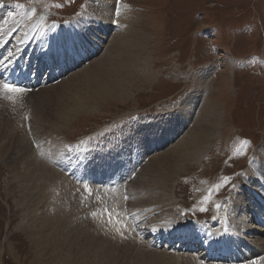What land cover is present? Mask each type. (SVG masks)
<instances>
[{"label":"rangeland","instance_id":"1","mask_svg":"<svg viewBox=\"0 0 264 264\" xmlns=\"http://www.w3.org/2000/svg\"><path fill=\"white\" fill-rule=\"evenodd\" d=\"M100 1L107 2L112 7L115 5L125 8L123 13L132 17L127 22H122V28L115 27L112 32L111 29H101L102 32H110L108 36L102 35L100 29L92 31L91 42H96L99 38L104 40H101L102 49L99 48L98 54L88 63L76 64L73 74H67L60 82L32 93L8 94L0 86V138H3L0 141L7 145L13 144V149H22L23 155V161L16 166L19 171L0 157V264H45V261L40 260L39 254L53 255L52 250H57L58 254L60 252L62 258L72 260L73 264H87V255L82 256L81 253L86 247L90 253L105 247L103 254L107 258V264L112 263L114 259L120 264H134L145 259L143 255H152L151 253L157 256L159 254L158 258L161 257L164 264H204L198 256L190 253L175 254L169 250L149 247L150 239H141L138 233L131 238L137 232L133 227L136 222L133 223L131 218L125 222L127 229L123 228L119 233L112 232L117 223H122L121 216H118L119 221L116 220L120 209L118 206L115 207L116 210L112 209V221L106 220L105 225H99L101 220L95 216L97 208H100L97 207L98 199L107 196L112 199V203L120 202L132 212L137 223L145 220L139 226L140 232L169 226L190 227V224H187L190 221L207 223L212 220L219 222L220 231L223 219L232 215L225 227L240 230L246 228L252 231L249 227L253 226L259 230L254 231L253 236L264 239L263 235L260 236L261 232L264 233V227L254 226L253 222H250L253 206L249 198L252 196L246 187H250L253 178L264 179V0ZM91 2L92 0H0L2 8L8 12L7 18L1 16L3 22L0 24V42L9 38L20 26L16 31L14 43L17 46L22 42L27 45L25 42L29 38L24 39L40 23L41 30L44 28L47 33L51 30V24L65 26L71 21L77 22L82 24L77 36L88 34L83 26L87 24L85 18L88 17L87 10ZM44 16L46 22L42 24L40 21ZM48 22L50 23L47 25ZM37 31L38 29L35 32ZM49 35L47 33L46 36ZM133 41L135 48L132 50L126 47L130 54H124L130 62L126 64L119 61L123 63V71L116 76L120 75L118 78L121 83L112 85L103 93L93 86H84L80 91L74 90L72 96H75V92L77 95L83 93L84 98L89 97L93 102L80 107L75 114L71 112L68 105H74L78 101L77 97L59 98L64 89L61 85L99 58L107 54L113 55L115 42L127 46L128 42L131 45ZM103 87L106 86H102V89ZM52 88L57 90L51 92ZM96 91L106 95L100 98ZM93 92L95 95H92ZM62 112L64 115L60 117ZM201 119L215 121L212 126L215 130L211 132L213 136L211 135L203 150L191 161L182 163L178 172L168 180L162 181L161 184L159 182L160 186L156 180L151 182L152 179H149L148 182V178L142 179L145 168L151 164L154 166L153 162L158 158L153 160L154 156L164 155L172 150V146L188 136ZM35 122H38L37 125ZM172 133L176 134L173 141L159 150L171 139ZM42 137L47 141H56L55 144L58 145L56 149H52L55 153L51 157L42 147L49 149L54 144L45 146L41 142ZM135 144L153 146L159 151L155 153L148 149L146 153H142L148 156L140 166L136 178L127 182L125 188L121 191L111 189L112 192L103 189V192H100L98 187L93 186V190L100 194L96 202L93 200L90 205L84 204L86 196L83 195L79 203L75 193V200L69 203H78L71 206H77L78 219L89 222V217L93 221V225H86V232L92 236L95 234V238L89 239V243L74 242L72 249L64 244L60 249H51L50 245L48 248L40 247L37 235L35 236L39 227L33 215L37 214L39 220H52L54 227L48 234H53V237L49 243L59 238L63 243L65 238L73 241L77 236L75 234L80 232L77 228L82 225L77 221L72 223V218L64 226L55 222L56 211L49 208L51 193L74 195L75 182L57 167L56 171L59 170L66 178L64 177L65 181L62 178V185L57 181L56 184L54 176H49V171L43 170V163H50L47 159L51 158L54 164L51 162L49 165L54 166L64 151L70 150L73 155L75 150L93 146L104 148L101 152H90V156H93L94 160H106L115 155L123 145L129 148L122 149L133 152ZM110 147L114 151H109ZM96 148L93 150H98ZM28 155H31V161ZM25 160L29 163L26 161L25 164ZM34 160L35 162H32ZM251 165L257 167V175H251ZM31 166H37L35 171ZM24 169L28 171L27 174H32L31 177L35 174L34 189L30 192L37 197L36 201L38 200L34 209H30L34 204L26 208V196L29 192H24L28 183L25 181L23 188L21 179V175L26 174ZM245 179L248 183L240 193L239 186L243 185L242 181ZM252 188L251 191L258 190L254 186ZM156 191L164 192L167 197L155 194ZM82 192L96 198L87 191ZM121 195L125 200H121ZM153 197H159L163 201L160 207L157 206L158 209H149L150 203L156 201ZM135 207L147 210V218L138 217ZM167 207L170 211L168 219L158 222L166 215L164 211ZM212 226L209 224L201 227H210L213 230ZM99 228L100 232L97 233ZM218 230L213 231L217 234L223 233ZM175 234L176 232H173L170 235L177 236ZM253 236L248 237L251 241L248 248L260 247L261 250L254 251L252 255L258 258L257 263L264 264V242L257 241L258 237L253 239ZM220 248L222 249V245ZM139 253H142L141 257ZM89 258L91 261L95 260L94 255ZM159 262L161 264V260Z\"/></svg>","mask_w":264,"mask_h":264},{"label":"bare ground","instance_id":"2","mask_svg":"<svg viewBox=\"0 0 264 264\" xmlns=\"http://www.w3.org/2000/svg\"><path fill=\"white\" fill-rule=\"evenodd\" d=\"M124 9L125 8H118V7H116L115 5L112 7V6H110V4L109 3H107V2H105V3H101V1L100 0H92V2H91V5H90V7H89V9L87 10V15H88V17L87 18H85V21L87 22V24L86 25H84L83 26V28L88 32V34H84L83 32H81V33H83V35L81 34V35H79V36H77V34H78V30H79V28L81 27V25L82 24H78L77 22L75 23V22H72V24H73V26H70L67 30L66 29H63V28H61V31L62 32H64L65 31V33H63L62 34V36H64V37H66L67 39H69V40H72V41H75L77 38L76 37H78V38H83L82 36H86L87 37V39H86V37H84V39H86L87 41H85V40H83V44L85 45V46H88L89 44L88 43H90L91 42V37L90 36H92V31H95L96 29H102L103 31H106V30H109V29H111V31L110 32H112L114 29H115V27H119V28H122V22H127V20H129L132 16L131 15H126L125 13H123L124 12ZM41 16V15H40ZM46 17L44 16V18H42V20L40 21V22H42V24H43V22H46L45 19ZM0 19H1V21H0V24H2V22H3V17L1 18V16H0ZM39 21V20H38ZM50 22H48L47 23V25L49 24ZM55 24V23H54ZM52 25L51 24V26H50V28L52 29L55 25ZM37 25H38V27H37ZM36 25V28H34V30H32L33 32L32 33H30L29 35H28V37L26 38V39H24V40H27L28 38L30 39L31 38V36H32V34L38 29V31H37V34H41V33H43V36L45 37V39H47L48 38V36H46L47 35V33H51L50 31L51 30H49V32H47L46 33V31L44 30V28L41 30V28H42V26L41 27H39V25H41V23L40 24H37ZM47 25H46V27H47ZM57 25V24H56ZM69 25V24H68ZM49 28V27H48ZM74 29H77V30H75L74 31ZM129 29V28H128ZM102 30H101V34L102 35H104V36H108L109 35V33L110 32H102ZM77 31V32H76ZM125 32V31H124ZM129 32V31H128ZM128 32H126V33H128ZM121 36V35H120ZM2 39V38H1ZM28 39V40H29ZM3 41H4V39H2ZM23 40V41H24ZM99 41H100V43H99V45L101 46V40H104L103 38H99L98 39ZM2 41V42H3ZM78 42V41H77ZM97 42V41H96ZM21 43H19L18 45H20ZM84 45H82V47H84ZM53 46H56V45H54L53 44ZM135 46L136 45H134V41L132 42V44L130 45V42H128V44H127V46H125L124 44H121V42L118 44V42L116 43H114V46H113V48H114V50H112V54L113 55H115V56H113V55H105V56H103V57H101V58H99L98 59V61H95L94 63H92L88 68H84V70H83V68H82V72L80 71V73L79 74H74L75 76H73V77H71L65 84H63V85H61L62 87L61 88H64L63 89V94L59 97V98H65V97H77V100L78 101H76L75 102V104L73 105V104H69L68 105V108H70L69 110H71V112H73L74 114H75V112H78L81 108L80 107H85L86 105H88L89 103H91V102H93L92 100L93 99H90L89 97H88V99L87 98H84L85 96L84 95H82L83 93H81V94H79V95H77L76 94V92H75V96H72V92L74 91V90H79L80 91V89L82 88V87H84V86H88V87H91V86H93L94 88H96V89H98V90H100L102 93L105 91V90H108L112 85H114V84H120L121 82H119V76L117 77L116 76V74L118 73H120L121 74V71H123V68H122V64L123 63H126V64H128L130 61H129V59L128 58H125V56H124V54H130V53H128L129 51H127L125 48L126 47H129V48H131L132 50L135 48ZM48 47V43H44L43 44V48L41 49L43 52H45V49ZM66 48H67V50L69 51V52H73V50H74V46H73V42H71V43H68V44H66ZM101 48V47H100ZM102 49V48H101ZM137 50V49H136ZM130 52H132V51H130ZM97 54V53H96ZM110 54V53H109ZM131 55H133V54H131ZM94 56V51L93 52H91L90 53V55H88V58L89 59H91L92 57ZM117 57H118V59H117ZM87 59V58H86ZM85 59V61L87 62L88 60H86ZM84 61V62H85ZM122 62L123 61V63H120V62ZM136 61V60H135ZM85 62V63H86ZM128 62V63H127ZM134 62V61H133ZM88 63V62H87ZM134 64V63H133ZM81 65V64H80ZM85 65V64H84ZM117 65H119V66H117ZM107 66V67H106ZM115 66V67H114ZM131 66H133V65H131ZM131 68V67H130ZM130 70V69H129ZM73 74V73H72ZM124 76V75H123ZM121 78H123V77H121ZM120 78V79H121ZM130 78V77H129ZM128 80V79H127ZM123 81H125V80H123ZM125 83V82H124ZM102 86H106L105 88L103 87V89H102ZM117 86V85H116ZM92 87V88H93ZM53 90L51 91V92H53V91H55V90H57V88H52ZM100 91H96L95 93L97 94V95H100L99 97L101 98V97H103V96H105V95H103ZM46 93V92H45ZM95 93L93 92V94L92 95H95ZM61 94V93H60ZM89 96H91V95H89ZM191 96V95H190ZM39 98V97H38ZM191 99V98H190ZM60 100V99H59ZM61 101H63V100H61ZM187 101V100H186ZM54 102V101H53ZM65 102V101H64ZM185 103V102H184ZM29 105V104H28ZM195 107V106H194ZM185 109V108H184ZM67 110V109H66ZM197 111V110H196ZM63 112H64V110H63ZM61 113L62 115H60V117L61 116H63L64 115V113ZM60 113V112H59ZM185 114V113H184ZM56 115V114H55ZM54 115V116H55ZM66 115V114H65ZM71 115V114H70ZM66 116H68V113H67V115ZM42 118V117H41ZM200 118V117H199ZM2 122V121H1ZM39 122V121H38ZM37 122V123H38ZM36 123V122H35ZM37 123H36V125H37ZM198 126H195L191 131H190V133L188 134V136H186V137H184V138H182L179 142H177L175 145H173L172 146V150H167L168 151V153H165L164 155H160V154H158V155H156V156H154V158H153V160H156V157H158L157 158V160L155 161V162H153L154 163V166H151V165H153V164H151L147 169L145 168V172H144V174L142 175V179H144V178H148V182H149V179H152V181L151 182H153V181H155L156 180V182H158V186H160L159 185V182H160V184H161V182L162 181H164V180H168V178L171 176V175H173V174H176L177 172H178V170H179V168L181 167V164L182 163H184V162H187L188 160H190L191 161V159H193L195 156H197L202 150H203V148L206 146V144H208L207 142H209V140H210V138H211V132L213 131V130H215V128H213L212 126L213 125H215V121H213V119H209V120H203V119H201V121L199 122V124H197ZM170 126V125H169ZM43 127V126H42ZM40 128V127H39ZM60 128V127H59ZM59 128H57V129H59ZM170 128H171V126H170ZM57 129H56V131H57ZM41 131V130H40ZM42 132V131H41ZM47 132V131H46ZM9 133H11V132H9ZM43 133V132H42ZM38 134V133H37ZM44 134H46V133H44ZM9 135V134H8ZM8 135H6V137L8 136ZM171 135V134H170ZM176 136V134H174V133H172V135H171V139H174V137ZM213 136V135H212ZM12 137V136H11ZM170 137V136H169ZM2 138V137H1ZM0 138V139H1ZM44 137H42V138H40L41 139V142H42V144H44L45 146L46 145H49V146H52V144H54L51 148H49V149H47L46 147H42L43 149L45 148V150H47L48 152H49V157H51V155L52 154H54L55 153V151L53 152V148L54 149H56L55 147L56 146H58L57 144H55L56 143V141H47V140H44L43 139ZM3 139V138H2ZM6 139H8V137L6 138ZM9 139H12V138H9ZM14 139V138H13ZM2 141V140H1ZM0 141V142H1ZM4 141V140H3ZM9 141V140H8ZM17 142L16 143H18V140H16ZM20 141V140H19ZM27 141V140H26ZM21 143V142H20ZM25 144V143H24ZM12 145L13 144H9V145H7L6 143H3V142H1L0 143V157H1V159L3 158L4 160H7L9 163H11L12 164V166L16 169L17 167L16 166H18L19 164H21V162L23 161V155H22V149L20 150L19 148H16V149H13L12 148ZM16 145V144H15ZM18 146V145H17ZM19 146H20V144H19ZM124 146L125 145H123L122 146V148H124ZM136 147H137V151H139V152H145L146 153V151L148 150V149H150V151L151 152H154V151H156V148L155 147H153V146H148L147 148H146V146H144V145H141V144H136ZM22 148V147H21ZM132 148V147H131ZM130 148V149H131ZM58 150V149H57ZM23 151H24V149H23ZM30 151V150H29ZM109 151H114V149L112 148V147H110L109 148ZM157 151H159V150H157ZM32 152H34V151H32ZM37 152V151H36ZM45 152V151H44ZM57 152V151H56ZM61 151L59 150V153H60ZM28 153H30V152H28ZM31 154V153H30ZM34 154V153H33ZM145 155V154H144ZM29 156V155H28ZM35 156V155H34ZM38 156V155H37ZM41 155H39V157H40ZM111 156H115V155H111ZM111 156H109V157H111ZM160 156V157H159ZM24 157H25V155H24ZM30 157V161H31V155L29 156ZM36 157V156H35ZM43 157V156H42ZM45 157V156H44ZM108 157V158H109ZM199 158V157H198ZM32 159H33V157H32ZM47 159V158H46ZM57 159V158H56ZM264 159V158H263ZM28 160V159H27ZM27 160H25L24 161V163L27 161ZM36 160H37V158H36ZM50 163L52 162V164H54L53 163V161H52V159L51 158H48L47 159ZM41 161V160H40ZM104 161H106V160H97L96 161V163H103ZM7 162V163H8ZM28 162V161H27ZM32 162H35V160L34 161H32ZM56 162V161H55ZM23 163V164H24ZM29 163V162H28ZM27 163V164H28ZM50 163H48L47 162V164L46 163H43V170H48L49 171V173H48V175L50 176V174L51 175H53L54 176V180H55V183H56V181L59 183V184H61L62 183V178L64 179V177L65 176H63V175H61L62 173H60L59 172V170H57L56 171V167H54L53 165H49ZM26 164V163H25ZM41 164V163H40ZM47 165V166H46ZM42 166V165H41ZM21 167V166H20ZM20 167H18V168H20ZM30 167V166H29ZM32 167V169L34 170V168L36 167L37 168V166H35V167H33V166H31ZM147 167V166H146ZM24 168V167H23ZM32 169L30 168V171L32 172ZM16 170H18V169H16ZM27 170V169H26ZM41 170H42V168H41ZM19 171V170H18ZM22 171V170H21ZM24 171H25V169H24ZM23 171V172H24ZM35 171V170H34ZM26 172V174H24L23 176L21 175V179H22V181H23V188H24V186H25V184H24V182L25 181H27L26 182V187L24 188V192H29V194L26 196V200H27V206H26V208L27 207H30L32 204H34L33 205V207H30V209L31 208H33L34 209V207H37V201H36V199L35 198H37V197H34L33 195H31L30 194V192H31V190L32 189H34V184H33V181H34V175L31 177V175L32 174H27V172L28 171H25ZM46 172V171H45ZM250 172H251V175H257L258 174V169H257V167L255 166V165H251L250 166ZM17 174V173H16ZM37 174V173H36ZM42 174V173H41ZM44 174V173H43ZM19 175V174H18ZM46 175V174H45ZM65 175V174H64ZM166 175H169V176H166ZM263 175H264V173H263ZM63 176V177H62ZM68 176V175H67ZM47 177V176H46ZM49 178V177H48ZM47 178V179H48ZM66 178V177H65ZM29 179V180H28ZM39 179V178H38ZM50 179V178H49ZM52 179H53V177H52ZM36 180V179H35ZM258 180V181H257ZM52 181V180H51ZM64 181H65V179H64ZM73 181V180H72ZM251 181L253 182V183H251V185H250V187L248 188V185H246L247 183H248V180L247 179H245L244 181H242L243 182V185H240L239 186V191L238 192H240V193H242V189H244L245 187V185H246V187H247V189L250 191L249 192V194L251 195V193H255V197L254 198H256V195H257V199L259 198V199H262V196H263V193H264V179L263 180H260V178H253V179H251ZM150 182V183H151ZM54 183V182H53ZM73 183H74V181H73ZM37 184V183H36ZM50 184H51V182H50ZM57 184V183H56ZM62 185V184H61ZM74 187H75V189H76V192H73L74 193V195H71L72 194V192L70 193L69 191V193H70V195L71 196H69L68 195V193L67 194H64V193H62V194H58V193H51V196H50V198H49V202H51V206H49V208H50V210H54V211H56L55 212V218H54V220H55V222L57 223V224H59V225H63L64 226V224L66 223V222H69V220L72 218V223H74L75 224V222L77 221V222H79V224H82L81 226L83 227V228H80L79 229V227H81V226H79L77 229L78 230H80V232L79 231H77V232H79L78 234H75V235H77L76 237H74V239H73V241H71V240H66L67 238H65L63 241H64V243L63 242H60V239L61 238H59V240L58 239H56V241H53L52 243H49V241L52 239V237H53V234H48V232H50L51 230H52V228L54 227V224H53V222H52V220H47V219H45V220H39L38 219V215L37 214H35V215H33L32 217L34 218V221L37 223V226L39 227V228H35L36 229V231H35V236L37 235V237H36V239L38 238V242L40 243L39 244V246L40 247H43V248H48V246L50 245V248L51 249H53V248H55V249H60V247L64 244L67 248H69V249H72V246L74 245V242H81V243H89V239H91V240H93L94 238H95V236L93 235H91V234H87V230H88V227L92 224V220H90L89 219V217H88V220H89V222H85V221H83V220H80V219H78V217H77V214H76V211H77V206L76 207H71L72 205H78V203H76V202H72V203H75V204H72V205H69V203L71 202V201H73V200H75V193H76V195L78 196V202L80 203L82 200L81 199H83V195L84 196H86V202L84 203V204H86V205H90L91 204V202L93 201V200H95V202L97 201V196L98 195H100L99 194V192L98 191H94L93 189V185H89V187L90 188H93V189H91V190H89V192H87V193H90V194H93L94 195V197H96V198H92L90 195H85L82 191H86V188L84 187L83 188V186L81 187L80 186V184H76V183H74ZM256 187L258 190L257 191H251V190H253V188L252 187ZM47 187V186H46ZM54 187H55V185H54ZM62 187V186H61ZM61 187H60V189H61ZM71 187V186H70ZM154 187H156V186H154ZM52 188V187H51ZM65 188H66V185H65ZM106 188V187H105ZM58 188H56V190H57ZM69 189V188H68ZM103 189L104 188H98V190L100 191V192H103ZM161 189V188H160ZM52 190V189H51ZM104 190H106V191H112V190H108V189H104ZM23 191V190H22ZM48 191V190H47ZM49 191H50V189H49ZM53 191V190H52ZM60 191V190H59ZM62 191V190H61ZM60 191V192H61ZM40 192V191H39ZM58 192V191H57ZM67 192V191H66ZM32 193V192H31ZM34 193V192H33ZM50 194V193H49ZM155 194H159V195H161L162 197H167L166 195H165V193L164 192H161V191H156L155 192ZM121 200H123V196L121 195ZM24 199H25V197H24ZM40 199V198H39ZM153 199H155L156 201H152L151 203H150V207H149V209H153V208H159L162 204H163V201H162V199L161 198H159V197H153ZM249 199H251L250 200V202H251V204H252V206H253V209H251V211H255L257 208H256V205H255V202L253 201V198L251 197V198H249ZM46 200V199H45ZM44 200V201H45ZM99 200V206H97V207H100V208H97L98 210H97V212L95 213V216H96V218L97 219H99V221L101 220V216H103L104 215V212H102L101 210H102V208H101V206H100V204L102 203V201L104 202V205H105V207H107L108 205H109V207H112V208H115V207H120V209H123L125 206L122 204V203H112V199L110 198V197H100V199H98ZM42 203H44V202H42ZM46 203V202H45ZM39 204H41V203H39ZM71 204V203H70ZM42 205V204H41ZM126 205V204H125ZM129 205H130V203H129ZM248 205V204H247ZM23 206H25V205H23ZM157 206H159V207H157ZM249 206V205H248ZM47 207V206H46ZM43 208H44V206H43ZM111 208V209H112ZM249 208V207H248ZM32 209V210H33ZM36 209V208H35ZM47 209V208H46ZM45 209V210H46ZM233 209H234V207H233ZM37 210V209H36ZM41 210V209H40ZM115 210V209H114ZM114 210L110 213V215L108 214V213H105V216H106V218H107V220H109V221H112V215H113V212H114ZM29 211V210H28ZM27 211V212H28ZM43 212V211H42ZM46 212V211H45ZM146 212H147V210H145V209H143V208H141V207H135V213H136V215L138 216V217H144V219L145 218H147V215H146ZM165 212V216H163V217H161V219H159V221L158 222H160V221H164V220H167L168 219V214H169V210H168V207H167V210H165L164 211ZM70 213H74V214H70ZM32 214V213H31ZM251 214V213H250ZM254 214V213H253ZM28 215H30V214H28ZM118 216H121V221L123 222L124 221V223L125 222H127L131 217H136L135 215H133V213L132 212H128V214L124 211V210H122V212L121 213H119V214H117ZM116 216V214L114 213V217ZM232 216V215H231ZM230 216V217H231ZM91 217V216H90ZM174 217V216H173ZM225 217V216H224ZM230 217H227V218H224L223 219V227H222V229L219 231V233H221L222 231H223V233L222 234H217L215 231H213V230H211V228L210 227H199V230L198 231H195L194 229H192L191 227H185V226H176V227H172V226H169V227H167V228H160V229H158V228H155V229H152V230H159L160 232H161V234L160 235H164V234H166L165 233V230H168L169 228H170V232L168 233V234H172L173 232H176V234L175 235H177L178 237H181L182 239H184L186 242H188V239L189 238H192V239H194V240H197V241H199V243L200 244H203V246L204 245H209V246H211V247H207V249H209V251L208 252H210V250L212 249V247H215V249H221L220 248V245H216L215 243H213V240L214 239H216V238H224V242H223V244L224 243H226L227 244V238H228V235H231V236H233V238H234V240H235V238H236V245H240L243 249H248V247H250V245H249V242H251L250 241V239L248 238L249 236H248V234H253V232L254 231H259V230H256L257 228L255 227H253V226H250L249 228H250V230H252V231H249L248 229H246V228H244V229H232V228H229L228 227V230H226L224 227L227 225V223H228V219L230 218ZM84 219H86L85 217H83ZM94 219V218H93ZM136 219V218H135ZM116 220H118L119 221V219H116ZM99 221H97V222H99ZM71 222V221H70ZM95 223V222H94ZM157 223V222H156ZM102 224V223H101ZM100 224V225H101ZM88 227H87V226ZM93 225V224H92ZM105 225V224H104ZM261 225V224H260ZM73 226V225H72ZM255 226V225H254ZM261 226H263L264 227V224L263 225H261ZM35 227V226H34ZM74 227V226H73ZM97 227V226H96ZM258 227V226H257ZM70 228V227H69ZM258 228H260V227H258ZM34 229V228H33ZM57 229V228H56ZM60 229V228H59ZM64 229V228H63ZM90 229V228H89ZM112 229V228H111ZM134 229V228H133ZM69 230V229H68ZM136 230V229H135ZM151 230V231H152ZM153 231V233L155 232H158V231ZM263 230H264V228H263ZM137 231V230H136ZM56 232V231H55ZM67 232V231H66ZM72 232V231H71ZM98 232H100V228H99V231H97V233ZM124 232V231H123ZM60 233V232H59ZM65 233V232H64ZM73 234H74V232H73ZM62 235V234H61ZM69 235V234H68ZM74 235V236H75ZM254 235V234H253ZM255 235H257V234H255ZM264 236V233L263 232H261V234H260V236ZM70 236V235H69ZM61 237V236H60ZM66 237V236H65ZM256 236H254V238L253 239H257V237L255 238ZM58 238V237H57ZM110 238V237H109ZM55 239V238H54ZM71 239V238H70ZM252 239V240H253ZM59 242H58V241ZM210 240H212V242H210V243H208ZM96 241V240H95ZM257 241H262V242H264V239L263 238H261V237H258V239H257ZM98 242V241H97ZM106 242V241H105ZM109 243V242H108ZM253 243V242H252ZM251 243V244H252ZM66 244H68V245H66ZM99 244H101V242H99ZM110 244V243H109ZM192 244V243H191ZM60 245V246H59ZM89 245V244H88ZM102 246H104V244H101ZM149 247H151V245H149ZM167 247V246H166ZM233 247H235V246H228V247H226V253H230V251L233 249ZM104 249H106L105 247H104ZM103 247H100V249L98 250V251H95L94 253H90L89 252V250H88V247H86L85 248V250H83L81 253H82V256H85V255H87V257H88V259H87V264H107V262L105 261V259H107L106 257H105V255L103 254ZM250 249V248H249ZM117 250H118V248H117ZM124 250V249H123ZM131 250V249H130ZM152 250V249H151ZM150 250V251H151ZM251 250H253L252 251V253H254V251H260L261 250V248L260 247H258V246H254ZM107 251V250H106ZM118 252V251H117ZM147 252V251H146ZM148 252H149V250H148ZM153 252V251H152ZM109 253H111V251L109 252ZM149 253H151V252H149ZM148 253V254H149ZM163 253V252H162ZM52 254L53 255H49V256H47V254H45V256H44V254L43 253H41V254H39V258H40V260L41 261H45V264H73V261L72 260H69V259H65V258H62L61 256H60V252H59V254H58V252H57V250H52ZM65 254H66V252H65ZM90 254H92V255H94V258H95V260L94 261H91L90 260V258H89V256H92V255H90ZM142 254V253H141ZM140 253H139V256L141 255ZM152 255H143V257L145 256L146 258L145 259H143V260H141V261H137V262H135L134 264H160V262H159V260H161V264H164V261L161 259V257H159L158 258V256H159V254H158V256L157 255H153L154 253H151ZM157 254V253H156ZM103 255V256H102ZM115 255V254H114ZM124 255V254H123ZM116 256V255H115ZM138 256V257H139ZM71 257V256H70ZM79 257V256H78ZM108 257V256H107ZM111 257V256H110ZM141 257V256H140ZM39 258H38V260H39ZM163 258H165V257H163ZM195 258V257H194ZM167 259V258H166ZM178 259H180V258H178ZM190 260L189 261H191V263H192V260H191V258H189ZM112 260V259H111ZM137 260V259H136ZM42 262V263H43ZM104 262V263H103ZM176 262V261H175ZM179 263V262H178ZM188 263H190V262H188ZM109 264H120V263H118V260L117 259H114V260H112V263H109ZM133 264V263H132ZM170 264V263H169ZM184 264V263H183Z\"/></svg>","mask_w":264,"mask_h":264},{"label":"snow or ice","instance_id":"3","mask_svg":"<svg viewBox=\"0 0 264 264\" xmlns=\"http://www.w3.org/2000/svg\"><path fill=\"white\" fill-rule=\"evenodd\" d=\"M4 88L9 91V92H22L24 91V89H20V88H15V87H12L8 84H4Z\"/></svg>","mask_w":264,"mask_h":264}]
</instances>
